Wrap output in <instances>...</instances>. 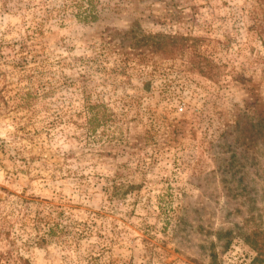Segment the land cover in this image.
<instances>
[{"label":"rangeland","instance_id":"374dc122","mask_svg":"<svg viewBox=\"0 0 264 264\" xmlns=\"http://www.w3.org/2000/svg\"><path fill=\"white\" fill-rule=\"evenodd\" d=\"M20 257L264 264V0H0V264Z\"/></svg>","mask_w":264,"mask_h":264},{"label":"trees","instance_id":"16d2710c","mask_svg":"<svg viewBox=\"0 0 264 264\" xmlns=\"http://www.w3.org/2000/svg\"><path fill=\"white\" fill-rule=\"evenodd\" d=\"M172 40H176V37H171ZM19 264H30L29 261L27 259H24L22 257H20L19 259ZM1 262V261H0Z\"/></svg>","mask_w":264,"mask_h":264}]
</instances>
